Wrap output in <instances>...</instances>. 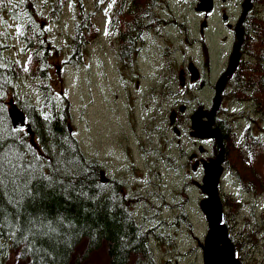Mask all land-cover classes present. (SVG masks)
I'll return each mask as SVG.
<instances>
[{"label": "trees", "instance_id": "obj_1", "mask_svg": "<svg viewBox=\"0 0 264 264\" xmlns=\"http://www.w3.org/2000/svg\"><path fill=\"white\" fill-rule=\"evenodd\" d=\"M87 1L49 0L48 7L53 19H58L66 7L70 6L74 12L69 59L57 63L59 67L57 74L61 80L64 65L77 66L83 63L87 46H99L93 43V40L102 37L106 31L105 27L101 30L94 22L98 12H105L106 20L119 19L117 40L126 61V52L138 38L136 32L138 27L143 25V15L149 11L150 6L147 0H131L138 18L132 17L131 21L128 20L124 25L123 11L124 7L128 9L130 0L124 4L123 0H115V2L95 0L94 5L92 3L91 6ZM106 1H109L108 10L104 8ZM0 5L6 6L8 13L21 22L18 37L23 44L22 50L26 52L24 61L7 55L11 35L8 36L0 29V150L13 161L22 157L18 175L13 177L8 174L7 165L5 166V186L0 188V264H5V258L12 249L24 255L28 264H70L76 247L83 239L87 240V252L97 250L104 244L109 258L108 264H128L132 263L133 258L135 260L132 264H168V262L161 263L157 259L154 253L155 245L175 252L174 257L177 259L188 256L191 250L185 251L169 246L165 241L178 238L184 242V229L190 221L182 205H179V211L176 209L169 211V206L164 200L159 205L149 201V207L154 212L147 219L143 217L146 219L145 223L140 222L132 209H129L130 197L121 191V179H114L112 184L109 181L108 184L104 182L105 177L108 179L107 169L95 157L87 156L81 149L74 135L69 101L62 93L58 99L53 97L49 85H52L48 70L49 49L54 47L45 37L46 30L41 26L43 17L42 12L37 9V1L2 0ZM259 25L261 26L258 31L259 37L263 38L259 43L254 42L252 44L254 47L249 49L250 52L260 56L262 54L261 58L263 57L260 63L250 68L255 75L248 76L245 72L242 78L229 88L233 94L242 85L250 92L255 91L254 95L258 100L264 96V86L259 84L253 88L254 82L264 77V23ZM114 52L116 49L111 50L110 55L113 56ZM25 67L27 71L24 70ZM19 80L29 81L36 97L25 93L23 98H20L16 92H13V85ZM10 92L14 107L25 116L27 129L26 127L17 129L11 124L9 112L14 107L11 109L9 105L13 103L11 99L7 100ZM123 98H125L124 94ZM166 113L170 117L173 111L162 112V126L165 123ZM230 125L236 126L238 123L234 120L229 121L225 124L226 130ZM162 126L154 122L152 125H146L144 129L149 139L155 131L162 132L159 129ZM233 131L239 133L237 128ZM234 135L237 136L236 140H239L238 135L235 133ZM220 136L222 139L221 142L219 138L222 145L220 153L224 155L225 149L226 154V148L229 147L235 149L234 139L232 142L230 136H224V131L220 132ZM240 140L244 148L238 151L243 157L246 156L248 149L259 146L255 139ZM36 156L40 159L34 160ZM252 156L255 157V154ZM225 157L226 155L223 159ZM244 160L248 168L253 166L247 164L254 161L247 162V158ZM30 163L35 167H29ZM223 164L224 160L221 162L224 168ZM225 170H229L228 177L231 172L237 179L229 181V185H237L240 180L229 163ZM227 181L226 175L222 174L218 196L221 199V196L230 195L226 197L227 205L232 207L230 213L239 216V209L244 204L250 205V208L256 212L258 206L256 195L260 196L259 192L264 193V185L255 181H241L243 187L239 185L241 190L236 194L227 192ZM246 192L252 197L245 196L244 200L241 199V195ZM166 213L174 227L172 234L171 221L164 217ZM237 225L239 226V223ZM256 231L260 232V229ZM243 233L247 236L240 239L242 245L238 243L235 247V254L240 264H245L243 259L246 257V253L242 254L240 251L244 247L253 246L255 241L251 232L243 231ZM197 242L198 247L201 248L202 243L199 240ZM192 251L197 252L196 249ZM199 254L203 262L202 249Z\"/></svg>", "mask_w": 264, "mask_h": 264}, {"label": "rangeland", "instance_id": "obj_2", "mask_svg": "<svg viewBox=\"0 0 264 264\" xmlns=\"http://www.w3.org/2000/svg\"><path fill=\"white\" fill-rule=\"evenodd\" d=\"M36 1L38 4V11L42 12L43 19L41 26L46 30L45 37L50 41V45L54 47L49 49L50 59L48 62L50 82L52 83V85H49L51 86L52 95L58 99L62 93L68 99L71 107L74 135L81 149L87 156L95 157L107 169L110 178L113 176L116 180H123L125 184L122 185V188L126 194L131 195L133 201L136 198L141 201L144 197L146 198V201L134 204L131 207L133 214L136 215L140 222L145 223L146 219L143 217L147 214L151 216L154 212V210L149 207V201H154L155 204L159 205L160 202L164 200L169 206V211L173 209L179 211V205H182L188 215V221H190L189 225L184 229V242H181L178 238L166 239L165 241L169 246L185 251L191 250L189 255L177 259L174 257L175 252L167 251L155 245V256L161 263L203 264L199 254L201 248L198 247L197 242L199 240L200 243H203L205 237V223L199 208V201L204 198V191L197 185V183L201 184L202 182V171L196 163L193 162L196 159V154H190L192 140L188 132H183L182 136H176L170 128L168 113H166L162 132L155 131L151 134V138L149 139L146 132L143 131L146 125L153 124L152 119L154 116L152 115L153 111H151V105L160 103V100H148L146 98L147 92L149 91L146 86L151 85L152 81L155 79H164L166 75L173 73L172 85L174 87L178 86L177 89H180L179 85H182L185 77H188L192 73H181V66L194 63L197 70L194 72L193 76L197 79V86L208 88L209 90L192 89L187 96L193 99L195 96L205 95L200 97V100L208 104L207 97L212 98L216 91L220 92L224 83L227 92L233 85L232 83L233 80L236 79V76L241 79L245 72H247L248 76L255 75V72L251 71L250 68L252 65L260 63L263 57L261 58L262 54L261 56L254 54L250 52L249 49L254 47L252 46L254 42L259 43V40L263 38L259 37L258 32L261 26L253 24L250 27L246 43L242 48H240L242 45V35L240 32H235L237 34L238 43L234 47L230 46L233 49V55L229 71L226 72L227 75L225 76V80L222 77L223 73L221 76L215 77L212 83L209 81L206 77L208 57L203 53L205 47L200 49L203 43L199 41L197 37L186 36L188 40L196 39L199 42L198 48L197 45L194 44V52L189 51L190 53H188L187 49L183 48L182 50L184 51L175 56L171 52L165 50L166 59L171 62V66L166 68L165 73L144 74L147 78L145 77L143 78L144 80H140L142 88L139 91L136 90V87L133 88L132 84H129V89L134 90L135 96L138 93L140 96L144 97L133 100V97L125 96L121 104L120 99H122V95L116 98L114 94H112L113 96L109 94L114 87L110 86L107 82V77L109 75L111 84H118L116 82L117 76H112L115 70H109L111 49L108 43L110 36L107 37V35L103 34L102 37H96L93 43L99 44V46H87L82 60L83 63L81 62L77 66L70 64L64 65L61 80L58 78L57 74L59 71L57 63H63L69 59V43L74 26V12L69 6L64 8L58 19H53L50 15V7H48L49 0ZM87 2L89 6H91L92 3L94 5L95 0H88ZM249 6V0H246L244 5L245 10L248 9ZM108 7L109 1H106L104 4L105 10H108ZM260 10H262V15L264 16V3L260 5ZM223 16L224 14H216L213 17L214 27L218 25V21L223 19ZM105 20V12H98L94 22L98 24L102 30L104 27L102 23ZM221 23H223L222 20ZM20 26L21 22L19 19L8 13V8L6 6L0 5V29L7 33L8 36L11 35L6 54L12 58L24 61L26 52L22 50L23 44L18 37ZM222 26L227 27V25L223 24ZM223 27H218L216 29H222ZM105 29L107 30L108 28L105 26ZM165 31L168 34H172L173 32L171 28H167ZM163 36L172 43L177 42V38L174 36L171 37L165 33ZM210 43L212 44V48L209 47L210 57L211 60L215 62L216 49L211 41ZM230 47L226 45L221 46L220 49L224 51ZM239 48L242 60L239 62L241 67L236 69L235 66L239 57ZM133 60L134 69H136V71H145L148 70L149 67L159 64L156 55L153 54H144L138 64L134 55ZM162 66L164 67L163 64ZM192 68L193 66L191 65L190 69ZM215 69L216 66L212 68V71H215ZM233 71L236 75L233 78L229 77L230 73ZM217 79L219 80V84L215 92H213V86ZM259 84L264 86V77L258 82L255 81L253 88ZM165 85L168 87L166 83ZM13 92H16L20 98H23L25 93L36 97L35 90L31 87L29 81L19 80L14 83ZM11 94L12 92L8 94L7 100L11 99L13 103L9 106H15ZM160 94V99L163 101V111H166L168 109L167 106L170 107L175 101V96L169 97V89L161 91ZM254 94L255 91L250 92L248 88L246 89L241 85V87L239 86V90L231 94L232 96L228 99V102L224 103V106H222L226 107V111L219 109L217 112L218 115H224L227 121L234 120L237 122L238 125L236 126L238 130L243 125L244 129L240 131V134L243 136L241 138H244V140L248 141L249 139H253L254 136L252 133L263 138L262 141L257 139L259 146L248 149L246 151L248 156L243 157L238 151L242 148L241 140H236L237 136L233 135L231 137L230 134V140L233 142L234 139L233 145L236 150L229 147L223 165L224 168H226L227 163H229L240 182L238 181L237 185L234 184L230 186L229 181L237 180L230 172V176H226L228 179L226 183L228 193H239L241 190L239 185L243 187L241 181H255L257 184L262 183L264 185V125L253 120L249 116L250 109L248 108L251 106L264 109V96L258 100V97H255ZM177 97L182 100L184 98V93H180ZM218 107L219 96H216L214 111ZM201 114L199 116H201ZM211 114H213V112H211ZM254 114L258 118L264 119V112L262 110H254ZM161 116L162 113L160 118ZM196 122H198V119ZM206 123L209 124V122ZM236 126L232 128L235 129ZM226 131L229 132V129ZM164 141L165 143H163ZM141 142L143 143V148L147 152L145 155L140 152L142 150ZM182 147L186 150L185 152L181 151ZM252 154H255V157L252 156ZM246 158L247 162L254 161L250 164L246 163L248 166L253 164L250 168L245 165L246 161L244 159ZM171 160L172 162H170ZM193 166H196L195 169H193ZM128 168L131 169L127 170ZM227 171L229 172V170ZM156 175H158V185L156 188H150L151 181ZM259 193L260 196L256 195V201L260 204L256 207V212L253 211V208H250V205L245 206L244 204L239 209L238 214L240 215L237 217L233 215V213H230L232 207L230 205L228 206L226 202V197L230 195L221 196L222 209L224 212L223 218L226 220L224 224L227 231L231 232L230 238L234 247H236L238 243L242 245L240 239L247 236L243 233L244 230H246L245 232H251L255 238L253 246L244 247L240 251L242 254L246 253V257L243 259L245 264H264V193ZM246 196L252 197V195L247 192ZM244 198L245 194L243 193L241 199L244 200ZM129 205H132V202H130ZM164 217L170 220L167 213ZM171 218L173 219V216H171ZM246 219L249 223L244 222ZM237 223H239L240 227ZM256 229H260V232H257ZM86 247L87 240L83 239L76 247L71 257L70 264H108L109 258L104 244L99 249L92 252H87ZM192 249H196L197 252L194 253ZM132 257H134L133 254ZM134 260L135 258H133V261ZM4 262L5 264H28L26 257L20 255L16 249H12L8 252Z\"/></svg>", "mask_w": 264, "mask_h": 264}, {"label": "flooded vegetation", "instance_id": "obj_3", "mask_svg": "<svg viewBox=\"0 0 264 264\" xmlns=\"http://www.w3.org/2000/svg\"><path fill=\"white\" fill-rule=\"evenodd\" d=\"M126 1L127 0H123V4ZM245 2L246 0H147V3H150L149 11L143 15V25L141 27H138V31L136 32L138 38L133 41V44L130 48H128L126 52V61L124 60L123 51L121 50V46L119 45V42L117 40V37L119 36L118 31L120 28V24L118 21L119 19L111 21L105 20L104 27L106 26L108 29L104 30L107 31V36H110V48L111 50L116 49V52L113 53L112 64L113 70L115 71H113L112 76L114 77L116 75L119 79L118 86L124 90L123 94L125 96L133 97V100L144 97L140 96L138 93L135 96L134 90L129 89L128 85L132 84V87H136V90L139 91L142 88L141 79L145 78L146 74L165 73L166 68L168 66H171V62L165 59V50L171 52L174 56L180 52H183V48L187 49L188 53H190L189 51L194 52V44H196L198 48L199 42L196 39L188 40L186 36L197 37L198 40L203 43V45L200 46V49H203L205 47L203 53L208 57V69L206 71V77L209 79V81L212 83L215 77H219L223 73L224 74L222 75V77L225 80V76L227 75L226 72L229 71V68L231 66L230 63L233 55V49L231 47H234L238 43L237 34L235 32H240L242 35V45L240 46V48H242L246 43L247 37L250 32V27L253 24L259 25L264 23V16L262 15V10H260V5L264 3V0H249L250 6L246 10L244 8ZM134 7L135 6L131 3V0L128 9L124 7L122 18L124 25L128 20L131 21L132 17L138 18L135 15L136 8ZM216 14H224V16L222 17L223 19H221L223 23H221L220 20L218 21V25L214 27L215 25L213 23V17ZM222 24L227 25V27H223ZM218 27L223 28L216 29ZM167 28H171L173 30L172 34H168L165 31ZM164 33L168 36L176 37L177 42L172 43L167 40L163 36ZM210 41L213 43L216 49L215 62L211 60L209 53V47L212 48V44L210 43ZM226 45H229V47H231L225 49L224 52L220 49V47ZM240 48L238 50L239 57L236 61V69L241 67V64H239V62L242 60ZM144 54L156 55V59L159 64H156L153 67H149V69L145 71H136V69H134L133 55L136 57V62L138 64L139 60ZM162 64L164 65V67L162 66ZM189 64H184L183 66H181V73H192L188 77H185L183 84L179 85L180 89H177L178 86L174 87L172 85L173 73H171L170 75H166L164 79H155L154 81L151 80L152 84L146 86L149 89L146 98L148 100H160V103L151 105V111H153L152 115L154 116L152 122H154V124H159L160 126H162L160 115L163 112V101L160 99V93L164 89H169V97L173 95L175 96V101L171 104L170 107L167 106L168 109L166 110L167 112L173 111L175 113L174 126L176 127V131L173 130L171 125L170 128L173 130L176 136H182L183 132H188V135L192 140V149L190 150V154H196V159L193 162L196 163V165L201 169L203 178V164L209 162L210 160L216 159L221 152L222 145L219 141V138L221 142L222 139L220 136V132L223 133L224 131V136L227 137L231 134L232 137L234 133L238 135L240 131L244 129V127L243 125L240 127L239 133L233 131L234 129L232 128V125L229 126V132L225 130V124L229 123V121L225 119L224 115H218L217 112L219 109L226 111V107L222 106H224V103L228 102V99L232 96V93L231 89L226 92L225 83L220 92H215V90L217 89V84L219 82L218 79L213 86V92H215L214 96L212 98L207 97L208 104L200 100V97H203L205 95H198L193 97V99L188 98L187 94H189L192 89L209 90L208 88L197 86V79H195L193 76L194 72H196L197 70V67L194 63H192L193 68L189 69ZM214 66H216V69L215 71H212V68ZM235 75L236 73L233 71L232 73H230L229 77L233 78ZM238 80L239 78L236 76V79L233 80L232 84L235 85V82H238ZM165 83L168 85V87H166ZM180 93H184V98L182 100L177 97ZM216 96H219V107L214 111V101ZM120 101L122 104L124 98L122 97ZM248 108L250 109L249 116L253 120L264 125V119L258 118L254 114V110H262L264 112V109L251 106H249ZM210 111L213 112V114H211ZM200 114L201 116H199ZM194 115L197 116V123L209 122L208 125L210 129L212 128L218 131V139L198 137L193 134L195 133L192 121V116ZM180 121L181 123H179ZM236 128L238 127L236 126ZM159 129L162 131V127H159ZM143 131L145 132L144 128ZM252 134L254 136L253 139H260L261 141L263 140L261 136L255 133ZM142 144L143 143L141 142L142 150L140 152L145 155L147 152L143 148ZM181 151L185 152L186 150H184L182 147ZM227 152L228 148H226V153ZM225 155L226 154L224 149V156ZM223 160L225 162V158ZM195 167L196 166H193V169H195ZM221 167L223 170L222 165ZM130 169L131 168H128L127 170ZM227 173V170L223 172V174ZM157 180L158 175L154 177L149 187L156 188L158 185ZM108 181L110 182V184H112L114 182V177H108ZM197 185L200 186L199 183H197ZM121 191H124L123 188L121 189ZM173 232L174 227L171 221L170 233L172 234Z\"/></svg>", "mask_w": 264, "mask_h": 264}, {"label": "water", "instance_id": "obj_4", "mask_svg": "<svg viewBox=\"0 0 264 264\" xmlns=\"http://www.w3.org/2000/svg\"><path fill=\"white\" fill-rule=\"evenodd\" d=\"M13 112L14 115L12 119L11 113ZM9 115L11 124L14 128L21 129L26 127L27 129L22 112L14 108L9 112ZM174 117V113L169 117V123L171 126L174 124ZM196 120L197 119L195 118V125L198 124ZM173 130L175 131L176 128ZM204 138L218 139V131L210 129L209 135ZM222 160L223 156L222 153H220L215 160H210L203 164L204 174L200 187L203 189L205 197L199 202V207L205 215V220L207 222V233L205 235L204 244L202 245L203 264H240L234 254V245L228 237L227 228L224 224L223 218V205L218 196V185L222 174V167L220 165ZM210 237H217L214 240L213 245L218 246L219 249L215 252L206 250L208 238ZM222 243L225 245L222 246Z\"/></svg>", "mask_w": 264, "mask_h": 264}, {"label": "snow or ice", "instance_id": "obj_5", "mask_svg": "<svg viewBox=\"0 0 264 264\" xmlns=\"http://www.w3.org/2000/svg\"><path fill=\"white\" fill-rule=\"evenodd\" d=\"M2 2V0H0ZM11 2V0H9ZM115 2V0H113ZM107 31L105 32V35H107ZM27 71V67L24 69ZM13 131H16V129H13ZM31 147V145H29ZM40 158L38 156L34 157V160H39ZM22 160V157L18 158L16 161H13L11 159L7 158V154L0 150V188H3L5 186V166L7 165L8 168V174L12 175L13 177L18 175L20 171V161ZM43 166V165H41ZM29 167H35L34 164H29ZM15 182L14 180L12 181Z\"/></svg>", "mask_w": 264, "mask_h": 264}, {"label": "bare ground", "instance_id": "obj_6", "mask_svg": "<svg viewBox=\"0 0 264 264\" xmlns=\"http://www.w3.org/2000/svg\"><path fill=\"white\" fill-rule=\"evenodd\" d=\"M218 84H219V82H218ZM218 84H217V86H218ZM13 115H14V113H13ZM13 115H12V119H13ZM196 117L197 116L194 115L193 118H192L193 128L195 130V135L198 136V137L208 136L209 133H210V129H209L210 127H209V125L207 123H205V122H200L197 125H195V118ZM216 238L217 237H212V238L210 237V238H208V244L206 246V250H209L210 252H215L217 249H219L218 246L213 245L214 240ZM223 245H225V244L222 243V246Z\"/></svg>", "mask_w": 264, "mask_h": 264}]
</instances>
